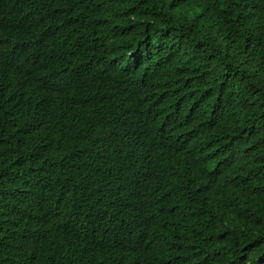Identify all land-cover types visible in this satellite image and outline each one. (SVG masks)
I'll use <instances>...</instances> for the list:
<instances>
[{"label":"trees","instance_id":"1","mask_svg":"<svg viewBox=\"0 0 264 264\" xmlns=\"http://www.w3.org/2000/svg\"><path fill=\"white\" fill-rule=\"evenodd\" d=\"M0 264H264V0H0Z\"/></svg>","mask_w":264,"mask_h":264},{"label":"clouds","instance_id":"2","mask_svg":"<svg viewBox=\"0 0 264 264\" xmlns=\"http://www.w3.org/2000/svg\"><path fill=\"white\" fill-rule=\"evenodd\" d=\"M13 53H14V50H12L11 52L7 54H0L1 61H3V63H6L12 57Z\"/></svg>","mask_w":264,"mask_h":264}]
</instances>
